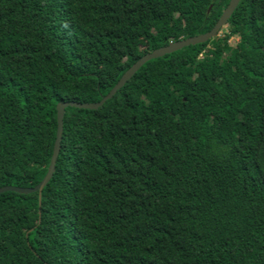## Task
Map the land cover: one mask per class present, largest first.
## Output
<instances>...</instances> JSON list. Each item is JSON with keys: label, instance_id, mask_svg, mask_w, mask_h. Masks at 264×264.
<instances>
[{"label": "trees", "instance_id": "obj_1", "mask_svg": "<svg viewBox=\"0 0 264 264\" xmlns=\"http://www.w3.org/2000/svg\"><path fill=\"white\" fill-rule=\"evenodd\" d=\"M229 1L0 0V187L45 177L58 102L100 101ZM225 26L66 107L41 192L0 193V264H264V0Z\"/></svg>", "mask_w": 264, "mask_h": 264}, {"label": "water", "instance_id": "obj_2", "mask_svg": "<svg viewBox=\"0 0 264 264\" xmlns=\"http://www.w3.org/2000/svg\"><path fill=\"white\" fill-rule=\"evenodd\" d=\"M239 0H230L227 7L223 10L221 16L219 17L218 21L215 23L214 27L201 35H197L190 38H181L177 41L171 42L165 46H162L160 48H157L147 54H145L141 59H139L137 62H134L130 68H128L124 74L121 76L120 80L117 82V84L110 90L107 96H104L100 101L98 102H91V103H83V102H76V101H64V102H58L57 104V121H58V129H57V137L54 143V149L53 154L51 157L50 165L48 168V171L45 175V177L42 179V181L37 184L34 187H24V186H12V185H6L0 187V193L7 191V190H14L21 193H29L32 191L41 190L46 185V183L49 181V179L52 177L54 170H55V163L57 159V155L60 149V141L62 138V131H63V117H64V111L68 105L76 106V107H83V108H96L99 105H101L109 96H112L119 87H121L127 79H129L136 71L137 69L144 65L148 60L156 57L163 56L167 53L174 52L176 50H179L181 48H184V46H190L195 45L198 43L205 42L215 36H217V33L220 31V29L226 25L227 19L229 18L230 14L234 10L235 6L237 5Z\"/></svg>", "mask_w": 264, "mask_h": 264}, {"label": "rangeland", "instance_id": "obj_3", "mask_svg": "<svg viewBox=\"0 0 264 264\" xmlns=\"http://www.w3.org/2000/svg\"><path fill=\"white\" fill-rule=\"evenodd\" d=\"M225 27L226 26H223L221 29H220V31L218 32V36H222L223 34H224V32H225ZM237 40V38H234V39H230V44H234L233 43V41H236Z\"/></svg>", "mask_w": 264, "mask_h": 264}]
</instances>
